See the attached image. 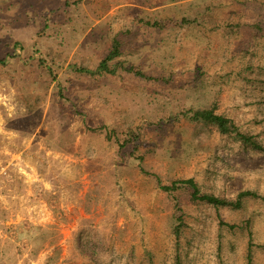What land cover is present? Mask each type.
Wrapping results in <instances>:
<instances>
[{"label": "rangeland", "instance_id": "1", "mask_svg": "<svg viewBox=\"0 0 264 264\" xmlns=\"http://www.w3.org/2000/svg\"><path fill=\"white\" fill-rule=\"evenodd\" d=\"M177 1L0 0V264H174L178 252L183 264H249V250L252 264H264L263 201L235 210L161 189L193 179L224 200L264 197V154L183 117L216 105L264 146V47L261 65L251 57L244 71L210 65L178 72L179 81L152 68L166 53L158 33L174 28L147 23L148 9ZM175 9V27L205 32L246 19L264 37V0ZM132 32L155 43L135 51ZM114 40L113 74L80 72L95 70Z\"/></svg>", "mask_w": 264, "mask_h": 264}, {"label": "crops", "instance_id": "2", "mask_svg": "<svg viewBox=\"0 0 264 264\" xmlns=\"http://www.w3.org/2000/svg\"><path fill=\"white\" fill-rule=\"evenodd\" d=\"M189 1L190 0H180L176 3L173 2L168 4H159V6L154 7V9H148L149 12L147 13V15L149 17V20H147V23H151L152 21L156 22L157 20L152 19H155L157 17L161 21L163 20L164 24L170 23V25L174 28V30L170 31L168 30V28L167 30L166 28H164L162 32L158 33L159 36L157 38V43H159L160 45L165 44L166 53L164 54V56H159V58L156 60L158 62L157 67H154L152 65V68H158L159 71L164 72L167 70H173V72L175 73L174 79L182 81L181 75L180 77L176 75L178 74V72L180 74L185 73L188 75L199 70L208 71L210 65L216 67L217 70L233 69L244 71L246 68L245 65L247 63H250L249 61H251V57L254 58L252 59L254 63L259 62V64L261 65V62L258 58H256V56L263 53H261V47H264V37L258 27L255 24L251 23L249 20L242 19L238 26H230V24L232 23L226 25H222L223 23H221L219 25V23L213 22V25L210 24L207 26V31L205 32H212L211 34H215V36H211L210 33H205L202 26H200V29L198 28V30H201L204 33H196L198 32V30L196 29L198 26L194 28V26H196L194 25V23L184 25L183 28H180V25H177L178 27H175V22H172L171 24L168 18L170 16L168 15L170 10H173V12H175L177 10L175 9L176 6L179 7L180 4H184ZM161 8L165 9L166 15L163 13L162 16H160L157 14V12H154L157 11V9L159 10ZM175 15H177V17L179 16V18H181L183 21L184 19H186V22L188 20H193L191 14L188 15V13L187 15L183 16L174 13V17ZM131 19L132 18L130 17L124 18L123 20L118 19V21L129 23L130 21H133L134 18L132 20ZM177 30H179V32H177ZM216 32H218L217 36ZM141 34H139L138 32L131 33L133 41L131 42L132 45L130 46L135 51V46H137V44L139 43L143 46V50L146 48V45L149 46L152 43H155L152 42V37H147L144 36V34ZM153 36L155 37V34H153ZM201 37H205L208 40H205ZM147 40L149 41L146 42ZM125 41L126 40L124 39V43ZM198 41H200V44H198ZM125 44L128 45L125 46ZM125 44L124 46L127 48L129 46V43ZM120 57L121 56H119L118 58ZM142 61H144V59H142ZM98 67L95 70L89 71L96 72ZM258 67L259 69L261 68L260 66ZM103 73L106 72L97 74L102 75Z\"/></svg>", "mask_w": 264, "mask_h": 264}, {"label": "trees", "instance_id": "3", "mask_svg": "<svg viewBox=\"0 0 264 264\" xmlns=\"http://www.w3.org/2000/svg\"><path fill=\"white\" fill-rule=\"evenodd\" d=\"M120 42L118 40L113 41L112 50L109 54L101 61L96 72L85 69H80V72L88 73L89 75H95V73L106 72L113 74V70L109 69L108 63L115 60L120 56ZM40 65H45L43 61L39 62ZM0 65L3 67L7 66V59H0ZM216 105L209 109H199L196 111H188L183 114V117L189 121L196 123H203L207 126L215 127L218 132L223 136H233L236 141L240 142L243 146L256 152L264 154V146L261 145L256 137L251 136L247 133H242L235 123L219 114L216 113ZM161 189L166 193H177L179 191L185 193L192 203H205L216 207H229L235 210H239L242 207V203L246 198L259 199L264 202V197L259 196L254 192H243L238 195L234 201H228L218 198L214 195L203 193L198 184L193 179L182 180L174 182L170 185H163ZM179 224L176 225L174 233L176 235L177 245L180 239V230L183 227L182 217H178ZM222 226H227L230 230H234L236 226L221 223ZM248 263L252 264L251 250L248 253ZM174 264H183L179 252L174 258Z\"/></svg>", "mask_w": 264, "mask_h": 264}]
</instances>
